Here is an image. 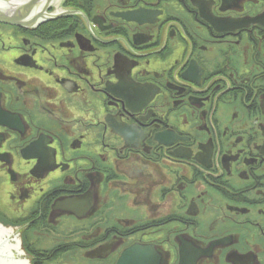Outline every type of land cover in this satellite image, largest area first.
<instances>
[{
	"label": "flooded vegetation",
	"instance_id": "1",
	"mask_svg": "<svg viewBox=\"0 0 264 264\" xmlns=\"http://www.w3.org/2000/svg\"><path fill=\"white\" fill-rule=\"evenodd\" d=\"M41 1L0 22V219L26 256L264 264V0Z\"/></svg>",
	"mask_w": 264,
	"mask_h": 264
},
{
	"label": "water",
	"instance_id": "2",
	"mask_svg": "<svg viewBox=\"0 0 264 264\" xmlns=\"http://www.w3.org/2000/svg\"><path fill=\"white\" fill-rule=\"evenodd\" d=\"M41 2V0H0V22L34 26L41 22L45 15L44 11L39 13V7L43 5ZM46 7L47 4L44 9ZM49 17L51 16L46 14L44 19ZM30 259L32 258L26 256L21 248L18 232L0 224V264H31ZM117 264H160V257L150 247L134 244L122 253Z\"/></svg>",
	"mask_w": 264,
	"mask_h": 264
},
{
	"label": "rangeland",
	"instance_id": "3",
	"mask_svg": "<svg viewBox=\"0 0 264 264\" xmlns=\"http://www.w3.org/2000/svg\"><path fill=\"white\" fill-rule=\"evenodd\" d=\"M24 26H26V25H24ZM5 221V220H4ZM0 222L2 223V221L0 220ZM4 224V223H3ZM4 225H6V224H4ZM70 260V259H69ZM72 261L73 262H71L70 264H88V262L87 261H85L84 259H77V261H75V259H72ZM30 262H32L31 264H33V261H32V259H30Z\"/></svg>",
	"mask_w": 264,
	"mask_h": 264
},
{
	"label": "trees",
	"instance_id": "4",
	"mask_svg": "<svg viewBox=\"0 0 264 264\" xmlns=\"http://www.w3.org/2000/svg\"><path fill=\"white\" fill-rule=\"evenodd\" d=\"M0 220L2 221V223H4V224H8L7 221H4V220H2V219H0Z\"/></svg>",
	"mask_w": 264,
	"mask_h": 264
},
{
	"label": "bare ground",
	"instance_id": "5",
	"mask_svg": "<svg viewBox=\"0 0 264 264\" xmlns=\"http://www.w3.org/2000/svg\"><path fill=\"white\" fill-rule=\"evenodd\" d=\"M40 23V22H39ZM13 25H16V24H13Z\"/></svg>",
	"mask_w": 264,
	"mask_h": 264
}]
</instances>
